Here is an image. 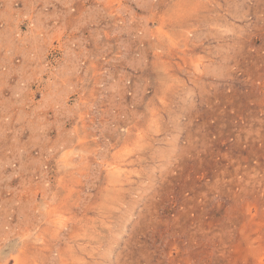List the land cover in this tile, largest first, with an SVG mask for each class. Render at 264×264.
<instances>
[{
  "label": "rangeland",
  "instance_id": "1",
  "mask_svg": "<svg viewBox=\"0 0 264 264\" xmlns=\"http://www.w3.org/2000/svg\"><path fill=\"white\" fill-rule=\"evenodd\" d=\"M0 264H264V0H0Z\"/></svg>",
  "mask_w": 264,
  "mask_h": 264
}]
</instances>
